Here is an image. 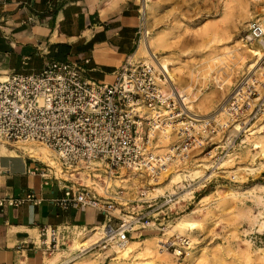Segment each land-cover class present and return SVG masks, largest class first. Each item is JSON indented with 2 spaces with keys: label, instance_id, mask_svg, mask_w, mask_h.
<instances>
[{
  "label": "built area",
  "instance_id": "obj_1",
  "mask_svg": "<svg viewBox=\"0 0 264 264\" xmlns=\"http://www.w3.org/2000/svg\"><path fill=\"white\" fill-rule=\"evenodd\" d=\"M141 17L143 37L148 33L143 9ZM242 41L262 42L264 49V22L252 20ZM261 59L264 62V55ZM167 82L164 72L154 63L134 57L120 67L111 83L88 78L79 59L50 61L37 73H0V143L38 141L51 148L59 163V173L66 176L58 175L54 166L34 158L53 178L66 182L65 197L60 203L91 206L105 216L99 225L103 231L99 241L87 248H77L76 257L92 250L125 247L135 238L133 231L146 228L163 231L161 251L182 258L191 249L189 236L174 233L166 237L164 231L183 211L174 202L183 187L150 197L145 200L150 210L127 215L129 218L117 222L114 212L121 197L109 182L124 171L157 182L162 175L172 174L170 169L185 163L192 151L204 147L212 135L220 132L219 116L197 123L191 118L184 121L189 116H183L185 108L179 90L174 85L166 90ZM258 82L256 77L251 84L235 87L224 106L229 122L252 106L255 96L257 104H264V81ZM178 119L185 124L177 140L163 146V128L181 123ZM82 174L92 180L91 185L83 181ZM5 203L16 204L0 193V206ZM87 231L74 223L44 225L33 246L43 253L68 250L70 243Z\"/></svg>",
  "mask_w": 264,
  "mask_h": 264
},
{
  "label": "rangeland",
  "instance_id": "obj_2",
  "mask_svg": "<svg viewBox=\"0 0 264 264\" xmlns=\"http://www.w3.org/2000/svg\"><path fill=\"white\" fill-rule=\"evenodd\" d=\"M147 2L150 9L144 10L145 28L151 38L161 35L168 41L169 46L166 49H152V53L170 62L174 80L172 83L167 82L165 89L174 85L179 93L181 92L182 100H187L186 107L182 105L185 108L183 116L187 117L192 113L199 115V119H207L209 115L211 118L220 111L223 103L226 104L236 86L251 84L256 77L258 83L264 81L263 59L260 60V57L249 53V50H260L264 54V49L257 45L252 47L242 41L252 20L260 19L264 22V0ZM245 4L248 7H245ZM206 29L220 32L224 30V34L219 41L213 42L212 35H205ZM143 39L144 37L140 41L135 58L147 62L146 55L140 51ZM243 44L248 48L239 50V46ZM216 55L221 59L210 61L209 58ZM154 65L158 68L156 62ZM165 75L168 79L167 73ZM259 87L261 89V86ZM206 96L208 97L205 98ZM256 98L257 96L254 97L252 106L243 110L237 120L232 119L229 122L226 113L225 116H219L220 119L224 117L219 122L220 132L212 135L210 142L204 147L192 151L185 163L174 165L176 167L169 170L172 171L169 176L166 173L155 182L147 176L140 177L136 174L135 177L132 172L127 171L128 175L131 174L130 177H125L127 182H121V178L110 180L112 189L121 197L114 212L115 220L121 222L122 218H129L127 215L150 210L145 200L167 194L179 187L174 185L165 190H158L162 188L160 183L168 182L169 178L176 174L192 175L194 170L198 169L202 171L201 175L184 182V189L180 190L178 198L174 201L179 210L183 211L179 218L164 230L166 237L174 233L189 236L193 244L190 252H200L203 256L195 264H264V148L256 147V143L264 138V104H257ZM196 100L197 103L201 100L202 107H197ZM190 118L189 116V119L184 121ZM178 120L182 122L183 119ZM181 125L166 126L172 129L169 132L170 137H161L163 146L177 140L178 132L184 126ZM236 125H240L241 129L232 132ZM18 143L21 142L14 145ZM27 146L36 145L30 143L23 147ZM55 168L58 175L66 176L59 173V167ZM251 168L257 170L251 171ZM82 179L85 183L92 184L88 177L84 176ZM96 187L99 192L103 191L100 185ZM217 187L225 188L224 197L212 192ZM210 192L212 196L202 201ZM192 212H195L198 218L205 219V222L194 233L180 232L178 223ZM162 233L163 231L157 228L136 230L133 231L135 238L125 247L92 250L81 257H76L77 248L72 249L74 242H71L68 250L59 251L56 263L79 264L84 258L91 257L92 264H130L135 261L142 264L144 259L137 257L143 247L142 241L147 238L161 240ZM85 234L75 241L89 235ZM130 243H133V248H137V252L131 254L127 251ZM240 248L248 249V256L241 255ZM168 254L171 264H184L188 258L187 254L182 258H177L172 252ZM119 255L122 257H118Z\"/></svg>",
  "mask_w": 264,
  "mask_h": 264
},
{
  "label": "crops",
  "instance_id": "obj_3",
  "mask_svg": "<svg viewBox=\"0 0 264 264\" xmlns=\"http://www.w3.org/2000/svg\"><path fill=\"white\" fill-rule=\"evenodd\" d=\"M144 0H0V73H37L50 61L79 59L88 78L111 83L140 41ZM24 148L0 143V264H57L34 248L44 225L101 228L91 206L64 205L66 182Z\"/></svg>",
  "mask_w": 264,
  "mask_h": 264
},
{
  "label": "bare ground",
  "instance_id": "obj_4",
  "mask_svg": "<svg viewBox=\"0 0 264 264\" xmlns=\"http://www.w3.org/2000/svg\"><path fill=\"white\" fill-rule=\"evenodd\" d=\"M147 1L148 0H144V8H143V11L144 10L147 11L148 9H150V5H149V3ZM246 6L248 7L247 4H245V7ZM222 34H224V30H221V32H220V30H213V29L212 30H208V29L205 30V35H212L213 42H214V40H218L219 41L220 37H222ZM143 37H144V39H143V43H142V46L140 48V51L141 52H144V54L146 55L145 56V59L147 60V62H153V63L156 62V64L158 65L157 67L160 70H162L163 72H165V74L167 73L168 81H169L168 83H170V82L172 83L173 80H174V75H173V70L169 66V63L170 62L168 60H166L165 58H161L159 56L156 57V55L152 53V49L158 50V48H162V49L168 48L169 47L168 46V41L167 40L165 41V39L161 35L153 36L151 38L150 37V34H149V31H148L147 35H144ZM250 45L252 47L255 46V45H257L258 47H262L263 46V43L258 41V42H253ZM246 48H248V46L245 45V44H243V46H239V50L246 49ZM250 52L252 54H254V56H256V57L257 56L258 57H261V56L264 55V54H262V52L260 50H249V53ZM209 59H210V61H218L221 58H220L219 55H216V56H214L212 58H209ZM215 64H216V62H215ZM252 67H254V66H252ZM180 93H179V97H180L181 103H182L183 106H185L187 100H182L183 99V96H181ZM184 96L187 97L186 95H184ZM191 96H192V94H191ZM207 97L208 96H206L205 98H207ZM195 102H196L195 104H197V107H199V108L202 107L201 106L202 105L201 100H200V103H197L198 100H196ZM224 105L225 104L223 103V107L220 109V111L216 112L215 115H213V116L211 115V116L212 117H215V116H223L225 114ZM177 116L179 117V116H181V114H179ZM189 116L191 117V119L194 122L195 121H201V119H199L200 118L199 115H193L192 113H190ZM202 116H204V115H202ZM209 118H210V115H209ZM180 124H185V123L181 122ZM180 124H178V126H180ZM178 126H177V128H178ZM171 129H172L171 127H169V128H167V127L166 128H163L164 137L165 136L170 137L169 132L171 131ZM239 129H241V126L240 125H236L231 131L232 132H235L236 130H239ZM30 143L31 144L35 143L36 146H27L25 148L23 147V146L28 145ZM15 147L18 148V149H23L24 148L31 156L36 157L39 160L44 161V162L50 164L51 166H54V167H57V168L59 167V163L56 162V154H55V152L51 148H49L48 146H46L45 144H43L41 142H38V141L21 142V143H18L17 145H15ZM256 147L257 148H259V147L264 148V138H261V141H259L258 143H256ZM250 170L251 171H256L257 169L251 168ZM201 172H202L201 170H198L197 169V170H194V172H193L192 175H187V174H184V173L173 175L172 177L169 178L168 182H166L164 184L163 183L162 184L160 183V185H162V188H160L158 190H161V189L162 190H165V189L170 188V187H172L174 185H177L179 187H184V182L191 181L193 178L197 177L198 175H201ZM128 173L129 172L124 171L123 174L119 177V178L122 179L121 182L124 183V182H127L128 181V179H125L126 176H129V177L131 176V174L128 175ZM133 175L135 177H137L136 173H133ZM82 177H84V176H82ZM123 179H125V180H123ZM212 192L217 193L221 197H224L223 195H225L224 194L225 193V188H223V187H217ZM211 194L212 193L210 192L209 194L205 195L202 198V201H205V200L209 199L212 196ZM204 222H205V219L198 218V216H195V212H192V213L188 214V216H184L182 218V220H180V222L178 223V227L177 228H178V230L180 232H190V233H194V231L197 228H199ZM102 233H103L102 227L101 228L92 229L89 232V235L88 236H86V237L84 236L82 239H80L78 241H74V243H73L74 248H72V249H76V248H87V247H90L91 245H94L95 243H97L99 241V240H96V239H100ZM159 240H158V238H147V239H144L142 241L143 247L140 250L141 252H139V254L137 256V257H140V258H143L144 259V261L142 262V264H152L153 262H155L157 264H171L170 255L168 254V253H171V252L170 251H161L160 248L158 250ZM132 245H133V243H130V245L127 248V251L129 253H131V254L137 252L136 251L137 248H133ZM188 251H187V257L188 258H186L184 264H195L200 259L203 258L202 254L200 252L193 253V252H190V250H188ZM239 252H240L241 255L248 256V249L240 248ZM57 253H59V251ZM150 256L152 257V259H150ZM118 257H122V256L119 255ZM123 257H124V255H123ZM90 258L91 257L84 258L82 261L79 262V264H92L93 262L90 260ZM130 264H140V263L137 262V261H135L134 263H130Z\"/></svg>",
  "mask_w": 264,
  "mask_h": 264
}]
</instances>
